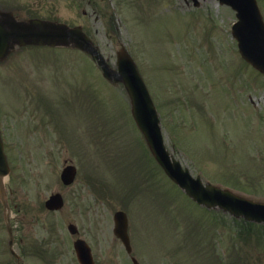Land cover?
Instances as JSON below:
<instances>
[{
  "label": "rangeland",
  "instance_id": "374dc122",
  "mask_svg": "<svg viewBox=\"0 0 264 264\" xmlns=\"http://www.w3.org/2000/svg\"><path fill=\"white\" fill-rule=\"evenodd\" d=\"M70 2L53 1L43 17L81 23L112 64L116 43L125 46L181 165L264 202V77L237 51L234 12L216 0H199V8L190 0H98L95 21ZM257 3L264 19V0ZM91 62L78 51L25 47L0 64L19 264H76L69 223L97 264H132L131 257L137 264H264V226L204 209L173 185L135 126L124 89L107 84ZM65 163L77 170L67 187L59 178ZM55 192L65 206L50 213L44 201ZM118 210L128 217L129 256L112 234ZM8 240L0 204V264H17Z\"/></svg>",
  "mask_w": 264,
  "mask_h": 264
},
{
  "label": "water",
  "instance_id": "95a60500",
  "mask_svg": "<svg viewBox=\"0 0 264 264\" xmlns=\"http://www.w3.org/2000/svg\"><path fill=\"white\" fill-rule=\"evenodd\" d=\"M236 12L237 21L232 26V36L242 58L255 69L264 74V22L255 0H219ZM0 26V60L15 45H64L83 50L95 58L103 76L114 82H122L131 101L133 118L145 137L146 143L156 161L165 174L176 183L190 198L208 208H220L232 215L242 216L246 220L264 223V205L255 204L233 196L211 185H203L199 178H193L187 169H183L166 150L155 108L149 94L132 60L120 53L117 59V70L109 68L101 54L93 47L80 27L69 29L63 25H55L34 21L29 24L5 22ZM9 173L7 161L0 139V201L4 207V216L8 220V205L2 179ZM75 176L73 167H66L61 173L64 184H70ZM63 201L59 194L51 196L45 206L47 209L61 208ZM114 234L121 239L130 251L127 236V219L123 212L114 215ZM69 231L75 232L70 225ZM75 251L80 264H93L89 249L83 242L75 244Z\"/></svg>",
  "mask_w": 264,
  "mask_h": 264
},
{
  "label": "flooded vegetation",
  "instance_id": "af4514ba",
  "mask_svg": "<svg viewBox=\"0 0 264 264\" xmlns=\"http://www.w3.org/2000/svg\"><path fill=\"white\" fill-rule=\"evenodd\" d=\"M53 1L55 0H0V11L12 13L20 18H41L44 15L46 9L53 7ZM59 1V0H58ZM68 1L70 3H78L79 9L82 7V3L85 2L87 7H91L94 10L97 8L95 0H60ZM75 6V5H74ZM52 10V9H51ZM86 14V11H83ZM94 257V256H93ZM97 264V261L95 259Z\"/></svg>",
  "mask_w": 264,
  "mask_h": 264
},
{
  "label": "bare ground",
  "instance_id": "6f19581e",
  "mask_svg": "<svg viewBox=\"0 0 264 264\" xmlns=\"http://www.w3.org/2000/svg\"><path fill=\"white\" fill-rule=\"evenodd\" d=\"M5 179H6V178H5ZM5 179H4V180H5Z\"/></svg>",
  "mask_w": 264,
  "mask_h": 264
}]
</instances>
